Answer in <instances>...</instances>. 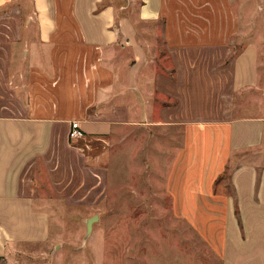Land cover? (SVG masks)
<instances>
[{
  "label": "crops",
  "instance_id": "crops-1",
  "mask_svg": "<svg viewBox=\"0 0 264 264\" xmlns=\"http://www.w3.org/2000/svg\"><path fill=\"white\" fill-rule=\"evenodd\" d=\"M137 1L130 16L106 0H0V59L11 62L0 110L15 108L0 113V264L47 252L39 177L53 183L55 151L78 150L73 122L80 148L123 130L183 128L166 184L173 217L219 264H264V106L237 100L263 90L258 49L230 46L234 0Z\"/></svg>",
  "mask_w": 264,
  "mask_h": 264
},
{
  "label": "rangeland",
  "instance_id": "rangeland-1",
  "mask_svg": "<svg viewBox=\"0 0 264 264\" xmlns=\"http://www.w3.org/2000/svg\"><path fill=\"white\" fill-rule=\"evenodd\" d=\"M106 1L113 2L120 15L130 16L136 15L140 4L137 0ZM232 17L235 27L230 46L235 55L248 45L259 52L263 90L258 100L249 94L237 96L243 109L256 111V105L264 106V1L234 0ZM10 63L0 59V68ZM0 78L4 80L3 75ZM9 87L14 85L9 83ZM207 94L200 92V99ZM14 112L15 108L0 110ZM151 130L150 134L123 130L120 137L100 138L96 145L86 143L82 148L72 140L70 144L79 151L54 150L57 162L49 176L54 182L45 175L39 177V205L50 213L51 240L46 253L35 247V264H219L189 225L172 214L166 184L185 146L183 128ZM202 139L197 141L200 149L206 140ZM37 169L41 174L42 168ZM94 217L97 220L88 233L87 223Z\"/></svg>",
  "mask_w": 264,
  "mask_h": 264
},
{
  "label": "built area",
  "instance_id": "built-area-1",
  "mask_svg": "<svg viewBox=\"0 0 264 264\" xmlns=\"http://www.w3.org/2000/svg\"><path fill=\"white\" fill-rule=\"evenodd\" d=\"M83 137H84V133L81 130V127L79 126V123L73 122L72 125H71L69 138L74 141V140L82 139Z\"/></svg>",
  "mask_w": 264,
  "mask_h": 264
},
{
  "label": "water",
  "instance_id": "water-1",
  "mask_svg": "<svg viewBox=\"0 0 264 264\" xmlns=\"http://www.w3.org/2000/svg\"><path fill=\"white\" fill-rule=\"evenodd\" d=\"M96 220H97V217H94V218H92V219H90V220L88 221V223H87V230H88V233L91 232V230H92V225H93V223H94Z\"/></svg>",
  "mask_w": 264,
  "mask_h": 264
},
{
  "label": "trees",
  "instance_id": "trees-1",
  "mask_svg": "<svg viewBox=\"0 0 264 264\" xmlns=\"http://www.w3.org/2000/svg\"><path fill=\"white\" fill-rule=\"evenodd\" d=\"M222 179V178H221Z\"/></svg>",
  "mask_w": 264,
  "mask_h": 264
}]
</instances>
